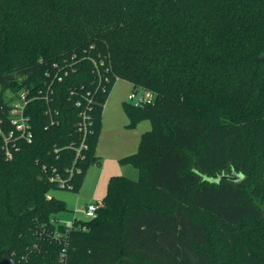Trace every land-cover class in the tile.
I'll use <instances>...</instances> for the list:
<instances>
[{"label":"trees","instance_id":"16d2710c","mask_svg":"<svg viewBox=\"0 0 264 264\" xmlns=\"http://www.w3.org/2000/svg\"><path fill=\"white\" fill-rule=\"evenodd\" d=\"M63 67L53 101L27 107L33 142L11 159L0 142V264L6 252L17 264H264V0H0L1 114L7 90L36 91ZM98 71L112 77L106 91ZM115 75L157 95L124 102L131 127L152 122L122 159L140 176L112 175L97 218L60 224L69 209L51 177L69 175L76 153L65 147L82 141L70 90L95 93L65 188L79 192L103 161ZM234 171L244 178L209 180Z\"/></svg>","mask_w":264,"mask_h":264},{"label":"built area","instance_id":"2783aa9c","mask_svg":"<svg viewBox=\"0 0 264 264\" xmlns=\"http://www.w3.org/2000/svg\"><path fill=\"white\" fill-rule=\"evenodd\" d=\"M94 63L99 66V63L95 60ZM100 64H103L101 62ZM55 67H59L56 63ZM62 71V72H61ZM69 69L63 67L62 70L55 73L53 76H50V73H47L48 77H51V80L46 82L43 87L36 89V91L31 90L30 88H23L19 91H14L9 89L5 92V97L9 101L7 108V115H2L0 110V142L2 148L4 149L5 156L8 159L13 158L14 153L19 149V141L25 140L28 143L33 142L34 132L31 115L28 113L27 107L30 102L34 100H44L48 104L53 101V95L55 92L54 84L56 82L62 81L65 75H68ZM111 78L107 72L104 74L101 71H98V80L99 84L103 88V91L108 89V83L111 82ZM121 79L119 76L115 75L116 82ZM34 91V92H33ZM71 96L76 100V106L80 108L79 110V119L77 120L78 131L82 134V141L80 144L75 142L69 144L65 148L72 149L76 153V158L73 163V166L69 167L66 171L69 174L67 177L57 173L55 176L51 177V180L58 183L62 189L71 188L70 180L75 171L80 169L76 166V161L83 157V151L88 148L86 143L87 137L92 133L93 126V117L91 114L92 104H94L95 93L93 89H87L84 92V88H74L70 90ZM0 97H1V86H0ZM130 102L135 105H149L154 104L157 100V95L154 91L148 90L143 87L133 88V91L129 95ZM107 102L104 105L106 107ZM47 114L50 117V124L53 125L57 122L56 115L58 111H53L51 107L47 109ZM63 147L56 146L54 151L59 153ZM102 203L99 202H89L85 207L86 219L91 220L98 217V210ZM76 217H74L75 219ZM74 219L69 223L65 224L60 222V224L71 226L74 222ZM60 262H65L67 259V253L64 251L60 254Z\"/></svg>","mask_w":264,"mask_h":264},{"label":"rangeland","instance_id":"374dc122","mask_svg":"<svg viewBox=\"0 0 264 264\" xmlns=\"http://www.w3.org/2000/svg\"><path fill=\"white\" fill-rule=\"evenodd\" d=\"M132 91L133 86L129 81L119 79L109 94L104 108L102 131L97 143L102 164L93 163L87 168L79 192L69 189L52 191L53 196L65 200L68 205L69 210L59 214L60 221L68 223L74 217L86 219V205L89 202L103 200L112 175L139 178V168L131 162H123L122 159L138 150L141 135L152 128V122L143 119L135 127L130 126L124 102L130 101L129 95Z\"/></svg>","mask_w":264,"mask_h":264},{"label":"water","instance_id":"95a60500","mask_svg":"<svg viewBox=\"0 0 264 264\" xmlns=\"http://www.w3.org/2000/svg\"><path fill=\"white\" fill-rule=\"evenodd\" d=\"M244 178V175L242 173H238L234 171L232 174H222L218 178H210L211 181H221L222 179L232 180V181H239ZM6 260L9 264H17V261L15 258L11 257L9 252H6Z\"/></svg>","mask_w":264,"mask_h":264},{"label":"crops","instance_id":"0c3cea01","mask_svg":"<svg viewBox=\"0 0 264 264\" xmlns=\"http://www.w3.org/2000/svg\"><path fill=\"white\" fill-rule=\"evenodd\" d=\"M132 84V83H131ZM133 86V85H132ZM99 153V152H98ZM100 154V153H99ZM101 155V154H100ZM59 216V215H58ZM60 220V219H59ZM60 222H63L65 223L64 221H60ZM71 221H69L68 223H65V224H69Z\"/></svg>","mask_w":264,"mask_h":264}]
</instances>
